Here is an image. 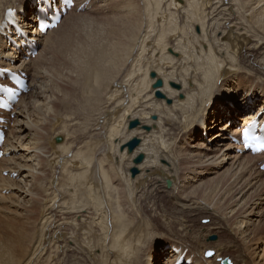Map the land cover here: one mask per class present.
Here are the masks:
<instances>
[{"label":"bare ground","instance_id":"obj_1","mask_svg":"<svg viewBox=\"0 0 264 264\" xmlns=\"http://www.w3.org/2000/svg\"><path fill=\"white\" fill-rule=\"evenodd\" d=\"M80 1L82 2L78 0L76 8L86 0ZM99 1L100 4H103V7L99 9L101 10L103 8L107 11V14L110 13L108 15H102L104 21H100L102 26L100 27L99 25L98 27L100 29L98 32L100 37L95 41L97 43L91 41L95 44L91 46L92 43H86L83 47H78L79 43L77 42L78 46L75 48L76 42L73 40V32L67 36L59 37V34L63 31L61 29L67 22L66 17L75 13L73 11L75 6L59 21V26L56 25L54 30L46 32L45 36L37 34L36 16L34 15V12L38 13L39 11L49 13L44 1L0 0V69L5 67L10 68L15 72L25 73L26 76L34 69L32 73L36 75V78L40 77L43 80V78L48 77L50 72L46 68L39 67L38 69L36 67L42 62L43 53H49V51H46L47 49H52L55 52V58H58V55L64 52L74 55L73 61L63 66L67 68V73L62 75V81L64 82V79L70 81V77L67 76L70 74L71 81L70 83L67 82L69 83L68 86L70 85L68 89L71 93H80L81 100H84L87 96L100 103L101 110L98 114L95 113L97 119L94 118L98 122L96 121L97 124L91 127V131L94 129L100 132V138L94 142V147H98L99 144L103 146L104 143V149L99 151L101 153L100 162H98L99 158L96 159L97 156H94L91 162L80 160L78 163H81L76 168L85 169L82 172L79 170L81 173L78 174H71L70 172L69 174L73 177L68 174L69 178L72 177L74 180L79 177L80 179L77 178L78 182L81 180L80 182L82 183L80 184V182L77 183L74 181L77 185L74 184V186L72 184V186H69L71 189L69 187L66 188V197H68V194L70 197H76L74 199L79 197V202L76 200L72 201L74 204L66 205L64 203L65 200L62 198L63 193L56 184L59 181L58 176L60 173L59 175H54L58 174L57 169L59 167L65 168L68 163L70 165L71 161L64 167V164L67 162L68 153H58L56 148H52L51 143H49V147L47 146L51 152H44V147L41 144L43 140L41 138L43 127H39V124L42 118H44L45 122L47 121L46 114L52 110V106L50 108L48 106L45 107V112H43V107L40 105L33 106L29 108L31 115H25L23 122L19 123L15 120L17 125L20 124L17 128L19 136L27 130L29 131L28 133L33 130L38 131L34 133L35 135L28 145L26 144L32 151L29 150L31 154L33 153L30 158H33L35 162L37 161V164L34 166L40 165V162L43 161L41 156L44 154L48 156L47 159H50L52 166L56 167L51 168L53 169L50 177L51 180L48 182V186L50 184L51 189H45L43 196L41 194V199L38 193H41L40 190L45 188L43 186L45 182L42 183L45 175L41 177L40 175L43 174L41 171H38L40 175H37V170L34 166V168L29 165L21 167L17 163L19 158L14 156L17 152H12L13 157H10L8 160L4 159V155L0 160V174L5 172V170L7 171L8 168L5 166L12 163V171L20 172L26 169L27 173L24 178L29 179L28 177H30V180L34 182H31L32 185L30 184L31 186L28 188L30 190L26 192L30 198L27 197L28 199L25 200L24 197H21L22 199L20 198L21 200L19 199L20 201H17L18 203L15 205L16 210L20 209L19 214L9 222L4 221L6 226L0 228V264H32L33 259L35 257L37 258V256L41 258L42 263L44 262L43 256L47 254L48 247L51 243L52 245L58 243V246L55 244L57 248H61V245H63L62 247L66 250L58 249L63 254H65L64 251H76L79 258L80 252L83 253L86 248L88 250L91 249V244L85 246V243L88 242H95L96 249L94 250L99 251V256H96L104 259L102 261L103 263H97V257L88 258L90 259L89 264H148L150 262L149 259L153 257L151 254H154L158 250V238L156 235H153V237H147L146 235H151V226L155 231L157 226L153 222L150 223V227L145 226L146 229L144 228L143 230L140 224V226H136L132 230L136 234L132 236L133 233L129 232V229L133 227L130 224L133 220H129L128 217L130 216H128V213L129 211H131L130 214L133 211L136 214L137 211L142 212V205L144 204H141L142 199L148 201L152 198V201H158L159 196L162 194L166 195L169 201L171 200L173 214L181 217V222H177L178 220H173V218L172 220L175 222L171 223L172 220L170 222L168 221L167 225L165 223L159 224V221H155L159 224L162 232L170 234L168 239L170 242L160 246L162 247L160 252L161 256H163L164 250L168 249L167 253H169V256L166 264H174L173 262L178 259V255L182 251L185 252V256L191 264H220V261L224 259H227L230 264H251V259L248 255V249L250 247H252V250L249 252L256 258V261H261L260 264H264V248L262 251L259 250L261 245L264 247V212H260V209H258V207L264 204H260V198L262 196L259 194L260 187L258 186L260 185L257 186V189L254 188L255 182L253 183L254 180L251 179L253 172L251 167L259 160H264L262 157L264 153L255 156H248L246 153L238 154L239 157L237 158L239 159H237L234 158L235 156L232 157L230 152V150L236 151V149H240L231 143L237 125L241 128L250 125L255 114L258 115V119L262 120L261 122L264 121V0ZM92 2L94 1L92 0ZM140 5H145L142 13V9H140L142 6L140 7ZM125 7L127 9L124 15ZM16 20L23 29L26 28L28 30L30 36H34L28 39V41L33 40L34 43L29 44L24 36L17 37V32L10 25V23ZM101 29L103 30L101 31ZM36 35L37 37H35ZM41 39L44 43V49L40 55H38L40 51L36 54V56L38 55L37 57L35 56L36 58L30 57V59L25 61L16 57L22 50V43L26 45H41L42 48ZM90 46L91 48L88 49ZM37 49L39 48L36 47L35 50ZM145 53H147V56H145ZM61 57L63 56L61 55ZM43 62L45 64V61ZM19 63L21 64L18 65ZM94 64H102L101 66L103 68H99V65L96 68ZM50 66L52 65L50 64ZM43 70L44 72L41 74L44 77L39 73ZM151 72L155 73L156 78H149V73ZM59 73H61V70H59ZM55 74L58 75L57 68L54 70V77ZM50 77L52 78V76ZM33 78L29 82L30 87ZM124 78L127 80H124ZM156 79L161 80V86L153 89L152 84ZM74 80L76 82L75 84L73 82ZM77 82L80 85H77ZM56 83L57 81L54 83L55 87ZM173 84H176L174 86L179 85L177 90L171 88ZM61 90L59 86L58 92H62ZM155 92L160 93L162 98H155ZM39 94H41V98L44 97L41 91H39ZM234 98L240 99L239 102L243 99L241 103H237L238 110H236ZM66 99V94H62L61 98L57 99V108H61L62 106V108H67L70 101H66ZM23 100L24 97L18 103L20 105L22 103L23 105ZM259 102L262 105H259ZM232 103L233 106H231ZM255 106L258 107L255 108ZM109 107L110 109L107 110ZM260 107L261 109H259ZM253 109H256L255 113ZM111 110L114 111L112 115L109 113ZM9 114L6 116H9ZM154 115L156 119L152 121L150 118ZM3 116L0 115L1 118H4ZM90 116L92 117V115ZM15 117H22L21 112L20 114L16 113ZM56 118L51 119L52 122ZM220 118H224L222 124L219 121ZM134 119H137L139 126L128 131L127 125ZM228 122L230 123L229 125H227ZM211 123L212 125L208 126ZM6 124L7 121L5 122ZM146 126H152V129L150 130L149 128V131L143 130V127ZM209 127L214 130L218 129V132L210 131L209 129V137L212 138L206 139L208 137ZM198 129L201 130L200 143L203 144V148L205 149L212 147L213 154L202 155L191 150L184 151L183 147L191 148L192 145L188 140L194 134L199 135ZM81 131L85 133L84 129H81ZM76 133L74 131L72 135ZM218 133L224 135L220 136ZM54 134L56 135L57 133ZM7 138L3 144L5 148L3 150L4 153L8 152V149L16 150L15 147L11 146L12 144L9 145L10 148H6V144L10 142L8 141L9 138ZM84 138L81 137V141ZM132 138H137L139 145L131 154H127L125 144ZM17 139L19 140V145L25 143L24 138L18 137ZM67 144L64 139L60 145L56 146L57 149H63ZM92 144L90 143V146ZM221 144L224 145L222 148H226V146L230 148L222 151L218 148ZM53 146L55 147V145ZM21 147V151L25 152V148L23 149V146ZM101 148H98V150ZM29 151L26 150V152ZM137 154H143L144 156L140 163L141 165H135V168L137 166V171L139 170V175L132 180L129 179L130 177H128L127 171L133 167L132 159ZM128 155L131 156L127 157ZM70 157V160H73L74 155ZM224 158H227V160H236V163L238 164L239 162V164L234 167L235 163L233 161L231 163L232 166L220 175L218 179L211 180L209 183L204 184L203 187H199L211 200L212 198L214 199L213 196H215L218 190L227 193L228 198L225 200L229 203L225 206L220 204L214 205L222 212L221 214L211 210L213 207L209 209L205 207L204 202L201 203L195 199L190 200L179 197L181 198L180 202L182 205L175 203L174 198L178 196L174 192L178 187L182 167H184L187 173L189 172V175L198 172L196 168L201 169L200 176L203 173L206 175L210 170H216L220 165L225 164ZM243 158L246 160H243ZM24 159L26 160V158ZM49 162H46V164L48 165ZM87 163L90 165L93 164V169H89L88 171ZM2 165L4 168L1 167ZM191 168H193V171ZM105 169L108 171L107 176H104L103 173ZM63 170L61 171L62 173L65 171ZM30 171L34 174H31ZM118 171H122L125 180L121 179ZM256 173L257 177L264 175V172L257 171ZM61 175L60 179L63 177ZM200 176H190L189 178H192L189 183L192 179H197ZM66 181L64 182L69 184L73 180ZM166 181H170L171 191L169 193L164 192V188H167ZM10 182L0 175L1 185L5 183L4 188ZM38 183L39 186L36 187ZM26 186L24 185V187ZM42 186L43 188H41ZM182 187L185 188L184 186ZM4 188H0V191ZM64 188L62 187L63 190ZM23 189L25 190V188ZM183 191L185 190L183 189ZM197 191V188L195 190L192 189V192L190 191L188 194L195 196ZM249 192L250 195L245 199L244 197ZM81 193L84 195L82 194V196ZM256 196V202L253 203ZM0 198L3 199L1 196ZM202 198L208 201V203L211 201L207 197ZM4 199L1 201H4ZM67 199L72 200V198ZM34 203L37 206L41 203L39 206L41 209H39L43 211L40 213V222H36L38 224L37 227L33 225L35 223L32 221V225L27 222L28 215L35 213L36 206L34 207ZM43 205H45L44 209ZM158 205L161 207V204ZM149 211H152V209L149 208ZM165 214L162 217L166 216ZM135 215L133 218H135ZM153 215L155 216V214ZM200 215H204L203 218L209 219L210 222L202 240L199 239L198 229L203 227L199 225L197 229H194L193 223L197 219L196 217ZM67 216H69L68 219L70 220H66ZM77 217H79V221L76 222ZM136 217H138V214ZM251 218H257L258 220V224L253 229L251 228L253 226L251 224ZM239 219L241 220L238 223L235 222L237 223L236 227L231 229L232 226H229V221H238ZM148 221L144 222L149 226ZM174 225L179 227V230L176 232L172 231L175 228ZM242 225H244L243 229ZM32 226L34 227L32 228ZM65 226H68L70 233L67 231L68 229L66 231L69 236L64 235L66 232L64 234L62 233V227ZM191 227L193 230H191ZM185 228L189 229L186 233H182L180 230L185 231ZM127 231L132 233V237L131 239L129 237V241L125 239L126 241L124 240L123 242L122 239L127 237L120 238ZM211 231H215L221 237L219 236L216 242L206 244L208 243V241L205 243L206 238L213 235ZM83 234H88V236L86 235V238L78 241L81 238L77 240V236L81 237ZM257 250L262 252L261 255L259 251L257 253ZM207 251H212L214 256L205 258L204 253ZM82 253L81 255L83 256L84 254ZM124 254L130 257L123 258L122 255ZM93 255L95 256V254ZM47 258L49 257L47 256ZM57 258L59 259V257ZM57 258L54 262L56 264H63V261H59ZM88 259L87 261H89ZM94 259L97 262H94ZM34 262L37 263L38 261L36 262L34 259ZM154 262L152 261L149 264H154Z\"/></svg>","mask_w":264,"mask_h":264},{"label":"rangeland","instance_id":"obj_2","mask_svg":"<svg viewBox=\"0 0 264 264\" xmlns=\"http://www.w3.org/2000/svg\"><path fill=\"white\" fill-rule=\"evenodd\" d=\"M94 2H92V0H86L83 4H81V5H79V7H77V9L75 8V9H73V11H75V13H72V14H70V15H68L66 18H67V22L64 24V26H63V28L61 29V30H63L62 31V33H60L59 34V37L60 36H67L68 34H70V33H74V35H73V40L76 42L75 43V48H77V42L79 43V46L78 47H83L84 46V44H86V43H89V44H91V46L92 45H94L95 43H97V42H95V41H97V39L100 37L99 35H98V32H99V25H100V27L102 26V24H101V22L100 21H104V19H102L103 18V16L104 15H106L107 14V11L105 10V9H99V8H101V7H103V4H100L99 2V0H93ZM136 2H138L139 0H135ZM79 2H82V1H80L79 0ZM139 2H141V1H139ZM77 3H78V0L76 1V5H77ZM174 4H176L175 2H174ZM89 5V6H88ZM101 5V6H100ZM178 5V4H177ZM88 6V7H87ZM142 5H140V7H141ZM143 7H145V5H143L140 9H142L141 10V13L144 11L143 9ZM94 8V9H93ZM98 8V9H97ZM126 9H127V7H125V9H124V15H125V13H126ZM96 11V12H95ZM106 11V12H105ZM1 12V11H0ZM90 12V13H89ZM83 13V14H82ZM93 13V14H92ZM110 13V12H109ZM108 13V14H109ZM107 14V15H108ZM114 14V13H113ZM113 14H111V15H113ZM82 15V16H81ZM103 15V16H102ZM71 17H72V19H71ZM98 17H99V19H98ZM71 19V20H70ZM69 20V21H68ZM59 26V25H58ZM70 28H71V30H70ZM198 29V28H197ZM103 29H101V31H102ZM194 30H195V28H194ZM30 31V30H29ZM198 31H199V29H198ZM65 33V34H64ZM64 34V35H63ZM197 35V34H196ZM46 36V35H45ZM44 36V37H45ZM44 37H42V38H44ZM58 37V38H59ZM91 41H93V42H95L94 44H93V42H91ZM41 43H42V48H41V45H39V51H40V53L38 54V55H40L41 54V51L44 49V43H43V41H42V39H41ZM91 46L88 48V49H90L91 48ZM46 51H49V53H46L45 54V52L43 53V60H42V62L43 61H45V64H44V62H43V64H39V66L38 67H36V68H38L39 69V67H42V68H46V70L48 71V72H50V74L48 75V77H50V76H52V78L50 79V78H43V80H42V78L40 79V77L38 78H36V75H34V73H32V72H34V69H33V71H31V72H29L30 74L29 75H27V77H28V80H29V82L31 81V78H33L32 79V84H31V87H30V90H29V93H27L26 95H24V96H22V97H24V100H23V105H22V103H21V105L18 103V105L16 106V108L14 109V111H13V113H12V115H9V116H7V121H8V124H7V126H6V138H7V136H8V138H9V140L8 141H10V142H8L7 144H6V148H10L9 147V145L10 144H12L11 146H13V147H15V149L16 150H9L8 149V152H6V153H4V155H5V157H6V159L5 160H8V159H10V157H13V155H12V152H17L14 156L16 157V158H19V160H17V163L18 164H20V166L21 167H25L26 165H29L30 167L32 166V168H34L35 166L34 165H36L37 163V161L35 162V160L33 159V158H30L31 157V155H33V153L31 154V150L29 149V146H27L28 145V143L31 141V139L34 137V133H37L38 131L37 130H33V131H31L30 133H28L29 131L27 130V131H25L23 134H20V136H19V133H17V131H18V127H19V125H17L16 124V122H19V123H21V122H23V118L25 117V115H31V112H30V109L29 108H31V107H33V106H36V105H40L41 107H43V112H45V107H51L52 106V110L51 111H48V113L46 114L47 115V121L45 122L44 121V118H42L41 119V123L39 124V127H43V132L41 133V138L43 139L42 140V146L44 147V152L46 151V152H48V153H50L51 152V150L48 148L49 147V143H51V145H52V148H56V150H57V152L59 153L60 152V154H63L64 152H67L68 153V157H67V162L64 164V167H65V165L68 163V162H70L71 161V163H70V165H72L71 167H69L70 165H69V163H68V165H66V169L65 168H58L57 170H58V174H53L54 176H56V175H59V173H60V175L61 174H63V175H61V176H63V177H61V179H60V175L58 176V178H59V181L56 183L57 185H58V188H60L61 189V192L63 193V195H62V198H63V200H65V202L64 203H66V205H72V204H74V202L72 203V201H78L79 202V197H77V199H74V198H76V197H70L69 196V194H68V197H66L67 195H66V188H68L70 185L72 186V184L74 185L75 184V182L74 181H76L77 183H79L81 180H79V182H78V179H80L79 177H77V178H75L76 180H74V179H72V175L71 174H78V173H81L82 172V170L83 169H85V168H79V169H77L78 168V165L81 163H78L80 160H82V161H88V162H91L92 161V158L94 157V156H97L96 157V159H98L99 158V161L98 162H100V158H101V153L99 152L100 150H103L104 149V143H103V146H102V144L100 145H98V147H94L93 145L95 144L94 142L95 141H97V140H99V138H100V132H97V131H95L94 129H92V131H91V127L93 126V125H96L97 123H96V119H97V115L96 114H98L99 113V111L101 110V107L99 106L100 105V103L98 102V101H94L92 98L90 99V98H88L87 96V98L85 97L84 98V100L82 99H80V93H71L70 91H69V89H68V87L70 86H68V84L70 83V81H71V75L70 74H68L67 76L68 77H70V81H68L67 79H64V82L66 83H64L63 81H62V75H64V74H66L67 73V68H65V67H63V66H65V65H68V64H70L72 61H73V57H75L74 55H72V54H68V52H64L63 54H61L63 57H61V55H58L59 57L58 58H55L54 57V54H55V52L52 50V49H47ZM63 52V51H62ZM67 53V54H66ZM146 55L145 56H147V53H145ZM37 55V56H38ZM36 56V57H37ZM44 56H46L45 58H44ZM35 57V58H36ZM77 57H78V55H77ZM34 60V59H33ZM21 63H19L18 65H20ZM50 64L52 65V66H50ZM28 65V64H27ZM99 64H94V66L96 67V68H98L97 66H98ZM102 65V64H101ZM101 65H99V68H103ZM33 67V66H32ZM24 68V67H23ZM55 68H57V72H58V75H56L55 74V77L53 76L54 75V70H55ZM59 70H61V73H59ZM100 71V70H99ZM42 72H44V70L43 71H40L39 73L41 74ZM38 73V74H39ZM33 76V77H32ZM41 76H43V74H41ZM44 77V76H43ZM53 79V80H52ZM124 80H127V79H125L124 78ZM42 81V82H41ZM55 81H57V83H56V87L54 86V83H55ZM69 83H68V82ZM74 82V84L76 83L75 82V80L73 81ZM60 86V88L62 89L61 91L62 92H58V90H59V86ZM77 85H80L78 82H77ZM173 85H176V84H173ZM179 86V85H178ZM56 88H57V90H56ZM39 91H41L42 92V94H43V96L44 97H40L41 96V94H39ZM159 91V90H158ZM160 92V91H159ZM66 94V101L67 100H69L70 101V104L68 105V109L67 108H57V106H58V102H57V99H60L61 98V95L62 94ZM161 93V92H160ZM179 96H181V95H179ZM47 98V99H46ZM44 99H46L45 101H44ZM90 99V100H89ZM86 100H88V101H86ZM234 100H235V104H236V110H238V107H237V103L239 104V103H241L242 101H243V99L241 100V102H239V100L240 99H237V98H234ZM82 101V102H81ZM170 101V100H169ZM87 102H88V104H87ZM171 102V101H170ZM73 105H72V104ZM77 103H78V105H77ZM85 103V104H84ZM91 105H90V104ZM94 103H95V105H94ZM99 103V104H98ZM43 104H44V106H43ZM83 106H82V105ZM259 105H262V103H258ZM86 105V106H85ZM88 106V107H87ZM91 106H93V107H91ZM231 106H233V103L231 104ZM230 106V107H231ZM91 107V108H90ZM98 107V108H97ZM99 107H100V109H99ZM72 108V109H71ZM86 108V109H85ZM89 108V109H88ZM87 109H88V111H87ZM99 109V110H98ZM110 109V107L109 108H107V110H109ZM259 109H261V107L259 108ZM73 112H72V111ZM93 111V112H92ZM20 112H21V116L22 117H20V118H17V117H15L16 116V113H19L20 114ZM30 112V113H29ZM76 112V113H75ZM87 112H89V113H87ZM114 111L113 110H111V111H109V113L112 115V113H113ZM23 113V114H22ZM78 113V114H77ZM96 113V114H95ZM95 114V115H94ZM72 115V116H71ZM84 115V116H83ZM90 115H92V117L90 116ZM71 116V117H70ZM76 116V117H75ZM80 116H82V117H80ZM90 116V117H89ZM155 116V115H154ZM57 117V118H56ZM54 118H56L55 120H57V121H53L52 122V120L51 119H54ZM85 118V119H84ZM93 118V119H92ZM94 118H96L95 120H94ZM77 119V120H76ZM86 119H87V121H88V123H87V121H86ZM120 119V118H119ZM118 119V120H119ZM15 120H16V122H15ZM92 120H93V122L95 123H93L92 122ZM134 120H137V119H134ZM82 121V122H81ZM79 122V123H78ZM84 122V123H83ZM86 122V123H85ZM98 122V121H97ZM80 123H81V126H80ZM84 125H83V124ZM54 124V125H53ZM92 124V125H91ZM212 125V123L211 124H208V126H211ZM17 126V127H16ZM55 127V128H54ZM88 129H87V128ZM147 127V126H146ZM80 128V129H79ZM150 128V130L152 129V126L151 127H149ZM218 128V127H217ZM216 128V129H217ZM62 129V130H61ZM81 129H84V132L85 133H87L86 135H85V133H83V131H81ZM89 129H90V131H91V133H89L90 131H89ZM209 129H210V131H214V132H218V129L217 130H214V129H211L210 127L208 128V137L207 138H209V139H211L212 137H209L210 135H209ZM77 130H80V131H77ZM199 130V135L197 136V135H192V137L188 140V142L192 145L191 146V148H188V147H183V146H181V147H183V149H184V151L185 150H191L192 152H197V153H201L202 155L203 154H213L214 152L212 151V147L210 148V149H205V148H203V144L202 143H200V139H201V130L200 129H198ZM77 132L76 134H74V135H72V133L73 132ZM94 131V132H93ZM103 131H104V129H103ZM54 133H57L56 135L54 134ZM79 133V134H78ZM54 134V135H53ZM64 134V135H63ZM91 134V135H90ZM99 134V135H98ZM219 134V133H218ZM77 135V136H76ZM79 135V136H78ZM220 136L221 135H224V134H219ZM75 138H74V137ZM84 136H85V138H84ZM89 136V137H88ZM20 138V137H22V138H24V140H25V143H23V144H21V145H19L18 144V142H19V140L17 139V138ZM57 137H60L61 139H62V141L65 139V142L66 143H68L67 145H66V147L65 148H58L59 149V151H58V149H57V146L58 145H60V144H55V142H54V139L55 138H57ZM67 139H66V138ZM79 137V138H78ZM81 137H83L84 139H82V141H81ZM7 138V139H8ZM92 138V139H91ZM98 138V139H97ZM75 139V140H74ZM78 139H80V140H78ZM68 142H67V141ZM51 141V142H50ZM90 143H93L92 144V146H90ZM27 144V145H26ZM53 145H55V147L53 146ZM57 145V146H56ZM21 146H23V149L25 148L26 149V147H27V151H29L30 152V154H29V152H26V150L24 149V151L25 152H23V151H21V149H22V147ZM48 146V147H47ZM102 148H101V147ZM17 147V148H16ZM222 147H224V145L223 144H221L218 148L220 149V150H222V151H224L225 149H227V148H230L229 146H226V148H222ZM98 148H101V149H99L98 150ZM66 149V150H65ZM4 150H5V148H4ZM65 150V151H64ZM182 150V149H181ZM205 150V151H204ZM125 151H126V148H125ZM183 151V150H182ZM56 152V154H58ZM62 152V153H61ZM230 152H231V156L232 157H234V158H237V157H239V155H238V153L234 150V151H231L230 150ZM70 153V154H69ZM26 155V157H24ZM41 155H42V153H41ZM71 155H74V157H73V160H70L71 159ZM143 155V154H142ZM129 156H131V155H128L127 157H129ZM144 156V155H143ZM42 157V160L44 161H42V162H40V165L39 166H36L35 167V169L37 170V175H40V173H38V171H41L43 174H41L40 176L42 177V175L44 176L45 175V178H43V179H45V180H43L42 179V183L43 182H45V183H43V186L45 187V188H43V186L41 187V188H43V190H40L41 191V193H38L39 194V197H41V194H42V196H43V193L45 192V189H51V187H50V184H49V186H48V182H49V180H51L50 179V177H51V174H52V170L53 169H51V168H55L56 166H52V162L50 161V159H47L48 158V156H46V155H42L41 156ZM246 157V156H245ZM263 157V159H264V156H262ZM23 158V159H22ZM24 158H26V160L24 159ZM75 158V159H74ZM240 158H242V157H240ZM27 159H28V161H30L29 163H28V161H27ZM46 159V160H45ZM233 159V158H232ZM237 159H239V158H237ZM50 162H49V161ZM203 160H205V159H203ZM243 160H246L245 158H243ZM73 161V162H72ZM75 161V162H74ZM234 161V163H235V165H234V167H236L238 164H239V162H238V164L236 163V160H227V158L225 159L224 158V162H225V164L223 163L222 165H220L218 168H216V170H214V169H212V168H210V169H212V170H210V172L209 173H207L206 175H205V173H203V175H201L200 176V171H201V169H199V168H196V170H198V172H194V173H192L191 175H189V172L187 173L185 170H184V167H182V170L180 171L181 172V174H180V179H179V183H178V187H177V190H175V192H174V194L176 193V195L178 196V197H175L174 198V200H175V203H179V204H181V202H180V199L181 198H179V197H184L185 199H195L196 201H198V202H204V205H205V207H207V208H209V209H211L212 207V209L211 210H214V211H216V212H219L220 214L222 213L218 208H217V206H214L215 204H220V205H222V206H225L227 203H229V202H227L225 199L226 198H228V195H227V193H225V191H223V192H221L220 190H218V191H216V193H215V196H213L214 197V199L212 198V200L209 198V196H207L206 194H204L203 193V190L202 189H200L201 187H203L204 186V184H206L207 182L209 183L211 180H216V179H218V177L220 176V175H222L224 172H226V170L229 168V167H231L232 165H231V163ZM262 161V160H261ZM261 161L259 160L258 162H256L255 164H254V166H252L251 168V170L253 171L252 172V176H251V179H253L254 181H253V183L255 182V186H254V188H256L257 189V186L258 185H260V186H258V187H260V192H259V194H261L262 196H261V203L260 204H264V175L263 176H258L257 177V171H259L258 170V168H259V164L261 163ZM27 162V163H26ZM46 162H49L48 163V165L46 164ZM228 162V164L226 165V163ZM233 163V164H234ZM32 164V165H31ZM42 164V165H41ZM44 164V165H43ZM51 164V165H50ZM53 164H54V162H53ZM96 165H97V163H95ZM46 165V166H45ZM141 165V164H140ZM208 165V164H207ZM251 165H252V163H251ZM13 167V164L12 163H10V164H8V166H5V167H7L8 168V170L6 171L5 170V172H3L2 174H0L1 175V177L2 178H4V179H7V180H9V181H11V182H13V183H7L8 185H9V187H8V185L6 184V187L4 188V184H2L1 185V183H0V188H4L2 191H0V196L1 197H3V199H4V201H1V200H3V199H1L0 200V228H4L6 225H5V222H9L13 217H15V216H17L18 214H19V211H20V209H17L16 210V203H18L23 197H24V199L25 200H27L28 198H30L27 194L28 193H26L27 192V190H30V189H28L31 185H32V183H34L32 180H30V177H28L29 179H25L24 178V176H26V173H27V170L25 169V170H22V171H20V172H16V171H12L11 169H12V167ZM34 166V167H33ZM112 166V165H111ZM2 168H4V166L2 165L1 166ZM9 167H11V168H9ZM50 167V168H49ZM69 167V168H68ZM76 169H74V168ZM77 167V168H76ZM93 164H88L87 163V170L89 171V169H93ZM49 168V169H48ZM69 169V171H68V169ZM104 168V167H103ZM112 168L113 169H115V167L114 166H112ZM136 168H137V166H136ZM65 171H64V170ZM193 168H191V170H192ZM48 172H47V171ZM60 170V171H59ZM64 171L63 173L61 172V171ZM66 170H67V172H66ZM72 170H73V172H72ZM79 170H81V172L79 171ZM86 170V171H87ZM26 171V172H25ZM46 173H45V172ZM193 171V170H192ZM215 172L214 174H212L213 172ZM50 172V173H49ZM66 172V173H65ZM71 172V174H69ZM119 172V174H120V177H121V179L122 180H125V177H124V175L122 174V171H118ZM128 172V177H130L129 176V170L127 171ZM183 172V173H182ZM30 173L31 174H34V173H32L31 171H30ZM49 173V174H48ZM88 173V172H87ZM104 173V176H107L108 175V171L105 169V171L103 172ZM10 174H12V175H10ZM68 174H69V176H72V177H70L69 178V176H68ZM36 175V174H35ZM50 175V176H49ZM67 175V176H66ZM139 175V170H138V174L136 175V177ZM193 175H196V176H200V177H197V179L195 178V179H192V181L189 183V181L191 180V178H189L190 176H193ZM29 176V175H28ZM46 176H48V177H46ZM135 177V178H136ZM217 177V178H216ZM49 178V179H48ZM134 178V179H135ZM189 178V179H188ZM62 179H66V180H68V181H71V180H73L72 181V183L70 182L69 184L67 183H65V182H67L66 180H62ZM71 179V180H70ZM127 179V178H126ZM130 179V178H129ZM21 180V181H20ZM62 180V181H61ZM133 180V179H132ZM65 181V182H64ZM18 182H21V183H19L18 184ZM23 182V183H22ZM29 182V183H28ZM32 182V183H31ZM63 182V183H62ZM193 182V183H192ZM47 183V184H46ZM82 182H80V184H81ZM192 183V184H191ZM201 183V184H200ZM12 184V185H11ZM16 184H18L17 186H16ZM28 184H29V186H28ZM31 184V185H30ZM85 184V183H84ZM180 184V185H179ZM14 185V186H13ZM24 185H27L26 187H24ZM64 185V186H63ZM75 185H77V184H75ZM74 185V186H75ZM202 185V186H201ZM3 186V187H2ZM39 186V183H38V185L36 186V187H38ZM179 186H180V188H179ZM182 186H184L185 188H183ZM240 186V185H239ZM238 186V187H239ZM12 187H14V188H12ZM36 187H35V191H36ZM62 187L64 188V190L62 189ZM188 187H189V189H188ZM194 187V188H193ZM198 189V191H197V193H196V195L195 196H191V195H189L188 194V192L190 193V191L192 192V189H196V188ZM200 187V188H199ZM7 188V189H6ZM16 188V189H15ZM23 189V188H25V190L23 189V190H21V189ZM27 188V189H26ZM187 188V189H186ZM192 188V189H191ZM236 188H237V186H236ZM19 189V190H18ZM48 189V190H49ZM69 189H71L70 187H69ZM183 189L185 190V191H183ZM63 190V191H62ZM187 190V191H186ZM255 190V189H254ZM17 191V192H16ZM23 191V192H22ZM39 191V192H40ZM169 191H171L170 190V188L169 189H165L164 188V192L165 193H169ZM207 192H208V190H206ZM220 191V192H219ZM19 192V193H18ZM82 192H84V191H82ZM98 192H100V191H98ZM179 192V193H178ZM181 192V193H180ZM25 193H26V195H25ZM65 193V194H64ZM61 194V193H60ZM83 193H81V195H82ZM201 194V195H200ZM204 194V195H203ZM15 195V196H14ZM18 195V196H17ZM21 195H25V196H21ZM66 195V196H65ZM79 195V194H78ZM80 195V196H81ZM84 195V194H83ZM82 195V196H83ZM186 197H185V196ZM189 195V196H188ZM250 195V192L249 193H247L246 194V196L244 197L245 199H247V197ZM76 196V195H75ZM207 197L208 199H209V201L211 202V204H210V202L208 203V201H206V200H204L202 197ZM22 197V198H21ZM28 197V198H27ZM190 197H192V198H190ZM198 197V198H197ZM21 198V199H20ZM61 198V199H62ZM67 198H72V200L71 199H67ZM222 198V200H220ZM20 199V200H19ZM39 199V198H38ZM41 199H42V197H41ZM159 200L157 201V200H154V201H152L153 199L151 198L150 200H148V201H145V199H142L141 200V204L142 203H144L142 206V212L141 211H137V214H138V217H136V212L134 213V211L130 214V212L131 211H129V213H128V216H130V217H128L129 218V220L130 219H132L133 221V223L131 222L130 224H131V227H132V225H133V227L131 228V229H129V232H132V233H129L128 231L120 238V239H122V238H124V237H127V238H124V239H122L123 240V242H124V240L126 239V240H128L129 241V237H130V239H131V237L132 236H134V232L132 231V230H134L135 228H136V226H140V224H141V227L143 228V230H144V228L146 229V227H150V223H153L155 226H157V229H156V231L154 230V229H152L153 227L151 226L150 227V229H151V235L150 234H147L146 236L147 237H153V235H156V237L158 238V241H157V244H158V246H157V251L154 253V254H151V256H153V257H151L150 259H149V263H151L152 261L154 262V257H155V262H154V264L155 263H157V264H159L160 263V261H161V263L160 264H164L165 263V260H166V257H167V255H165V257H163V259L161 260V255H160V252H161V249H162V247H160L162 244H167V243H169L170 241L168 240L169 239V233H164V232H162L161 231V229H160V227H159V224L160 223H165L166 225L168 224V221L170 222L173 218V220H178L177 222H181V220H180V218L181 217H179L178 215H175V214H173L174 212H173V210H172V205H171V200L169 201L168 200V197L166 196V195H164V194H162V195H160L159 196V198H158ZM255 199H257V196L254 198V202L253 203H255L256 202V200ZM67 200V201H66ZM71 200V201H70ZM225 200V201H224ZM18 201V202H17ZM62 201V200H61ZM60 201V202H61ZM70 201V202H69ZM145 201V202H144ZM149 201H151V202H149ZM161 201V202H160ZM242 201V200H241ZM62 202V204H64ZM69 202V203H68ZM154 202H155V204H154ZM150 203H152L153 204V206H151L152 204H150ZM41 204V203H40ZM40 204H39V206H40ZM148 204H149V206H148ZM158 204H161V207L158 205ZM60 205H61V203H60ZM182 205V204H181ZM210 205V206H209ZM36 206V207H35ZM39 206H37L35 203H34V207H35V213L32 215V213H31V215L33 216H31V215H28V220H27V222L28 223H30L31 225L33 224V223H35V224H33L34 226H36L37 227V223H39L40 222V219H41V214L40 213H42L43 211L42 210H40L41 209V207H39ZM44 206L45 205H43V209H44ZM163 206V207H162ZM145 207V208H144ZM152 207V208H151ZM158 207V208H157ZM160 207V208H159ZM40 208V209H39ZM149 208L150 209H152V211H149ZM163 208V209H162ZM171 208V209H170ZM8 209H9V211H8ZM135 209V208H134ZM157 209V210H156ZM162 209V210H161ZM258 209H260V212H264V205H261L260 207H258ZM257 209V210H258ZM40 210V211H39ZM164 210V211H163ZM167 210H168V212H167ZM126 211V210H125ZM136 211V210H135ZM158 211V212H157ZM163 213H161V212ZM144 213V214H142L141 215V213ZM147 212V213H146ZM150 213V214H149ZM156 213H157V215H156ZM166 213V214H165ZM167 213H168V216L170 215V217H168L167 216ZM136 214V215H135ZM153 214H155V216H156V218H155V216L153 215ZM166 215V216H163L162 217V215ZM173 214V215H172ZM134 215H135V218H133L134 217ZM150 215H152V217H150ZM242 215V214H241ZM31 216V217H30ZM150 217L149 218V221L150 220H152V221H148V218L146 219V217ZM154 216V217H153ZM172 216V217H171ZM176 218H175V217ZM30 217V218H29ZM38 217H39V219H38ZM64 217V216H63ZM62 217V218H63ZM142 218V219H140V218ZM159 217V218H158ZM161 217V218H160ZM164 217H166V218H164ZM204 217V215H200V216H197L196 218L197 219H193L194 221H193V223H194V229L196 228L197 229V227L200 225V226H202L203 228H199L198 229V234H199V239L200 240H202V238H203V235L206 233V228H207V226H209V219H205V218H203ZM67 219L66 220H70V219H68L69 218V216H67L66 217ZM145 218V219H144ZM151 218H153V219H156V220H153V219H151ZM165 220H164V219ZM169 218H170V220H169ZM178 218V219H177ZM29 219H30V222H29ZM38 221H37V220ZM137 219H139V220H137ZM163 220V221H161V220ZM252 220V223L251 224H253V226L251 227L252 229H253V227L254 226H256L257 224H258V220H257V218H251ZM147 222L148 221V223H149V226L147 225V224H145V222ZM167 220V221H166ZM172 220V222L171 223H174L175 221H173ZM241 219H239L238 221L236 220V221H233V220H230L229 221V226L231 227V229H234L235 227H236V224L240 221ZM257 220V221H256ZM5 221V222H4ZM33 223H32V222ZM77 221H79V217H77L76 218V222ZM155 221H159L158 223L157 222H155ZM4 222V223H3ZM37 222V223H36ZM63 222V221H62ZM66 222H68V221H66ZM130 222V221H129ZM235 222H237V223H235ZM256 222V223H255ZM3 223V224H2ZM57 223V222H56ZM65 223V222H64ZM64 223H63V225H64ZM145 225H144V224ZM231 223H233L232 225H231ZM143 225V226H142ZM34 226H32V228L34 227ZM146 226V227H145ZM175 226V225H174ZM238 226H240L239 224H238ZM243 227H244V225H242V229H243ZM31 227H30V229H32ZM63 228V234H64V232H66L64 235L65 236H69V234H68V232H69V229H68V226H65V227H62ZM128 228H130V227H128ZM179 227L178 226H175V228L172 230L173 232H176L177 230H179L178 229ZM204 228H205V230H204ZM68 229V230H67ZM148 229V228H147ZM188 229L189 228H185V231H183V230H180L182 233H186L187 231H188ZM200 229H201V232H200ZM68 232H67V231ZM128 230V229H127ZM191 230H193V228L191 227ZM203 231V232H202ZM200 232V233H199ZM213 232V233H212ZM70 233V232H69ZM130 235H129V234ZM153 233V234H152ZM126 234H128L127 236H126ZM131 234H132V236H131ZM202 234V235H201ZM211 234H213L212 236H214V235H216V236H214L215 237V241L214 242H216L218 239L217 238H219V236L221 237V235H219V234H217L215 231H211ZM86 235L88 236V234H83L81 237L80 236H77V240L79 239V238H81V239H79L78 241H80V240H83V238H86ZM136 235V234H135ZM150 235V236H149ZM161 235V236H160ZM163 235H166V236H163ZM136 238V237H135ZM119 239V241L120 242H122V240H120ZM208 238H206V240H205V243L208 241L207 240ZM125 240V241H126ZM203 241H204V239H203ZM93 242H94V240H93ZM122 242V243H123ZM209 242L210 241H208V243H206V244H209ZM121 243V244H122ZM211 243H213V242H211ZM57 246H58V243H55ZM55 244H53L52 245V243H51V245L48 247V251H47V254H45L44 256H43V261L44 262H42L41 263V258L39 257V256H37V258L35 257L34 259H35V261L37 262V263H35L34 262V259H33V262H32V264H48V261H49V264H56L54 261H55V259L57 258V257H59V259L57 258V260H59V261H63V264H89L90 263V259H88V258H96L97 256H99V251L98 250H94V249H96V245H95V242L94 243H92V242H88V243H85V246H89L90 244V248L91 249H89L88 250V248H86L85 250H84V252L82 253V252H80L79 253V258H78V253L76 252V251H71V252H67V251H64L65 252V254H63V253H61L60 252V250L62 249V250H66V249H64V247H62L63 245H61V248H57V247H55L56 245ZM94 244V245H93ZM94 246V247H93ZM55 247V248H54ZM49 248H51V249H49ZM65 248H67V247H65ZM200 248V247H199ZM198 248V249H199ZM262 248V249H261ZM263 245H261V247H259V250H263ZM57 249V250H56ZM58 249H60L59 251H58ZM93 249V250H92ZM250 250H252V247H250L249 249H248V255H249V258L251 259L250 260V263L251 264H260L261 263V261L260 262H257L256 261V258L249 252ZM259 250H257V253H258V251ZM49 251H51V252H49ZM56 251V252H55ZM58 251V252H57ZM86 251V252H85ZM91 251V252H90ZM261 251H259V254L261 255ZM55 252V253H54ZM60 252V253H59ZM50 253V254H49ZM75 253V254H74ZM81 253L82 254H84L83 256L81 255ZM89 253V254H88ZM51 254H53L52 256H51ZM62 254H63V256H62ZM67 254V255H66ZM69 254V255H68ZM71 254V255H70ZM88 256H87V255ZM93 254H95V256L93 255ZM56 255V256H55ZM73 255H75L74 257H75V259H73L74 257H73ZM97 255V256H96ZM47 256L51 259V261H50V259L49 258H47ZM53 256H54V258H53ZM73 258H72V257ZM84 257V258H82V257ZM87 256V257H86ZM46 259H45V258ZM62 257V258H61ZM64 257V258H63ZM66 257V258H65ZM122 257L124 258V257H127V258H129L130 256H128V255H126V254H124V255H122ZM252 257V258H251ZM53 258V259H52ZM61 258V259H60ZM68 258V259H67ZM46 260V262H45V260ZM63 259V260H62ZM73 259V260H72ZM87 259L89 260V261H87ZM96 259H97V261H96ZM96 259H94V262H97V263H103L102 261L104 260L103 258L102 259H100L99 257H97ZM56 260V261H57ZM66 260V262L64 263V261ZM86 260V261H85ZM40 261V262H39ZM59 261H57V262H59ZM70 261H71V263H70ZM133 261H134V259H133ZM68 262V263H67ZM89 262V263H88ZM148 263V264H149Z\"/></svg>","mask_w":264,"mask_h":264},{"label":"water","instance_id":"obj_3","mask_svg":"<svg viewBox=\"0 0 264 264\" xmlns=\"http://www.w3.org/2000/svg\"><path fill=\"white\" fill-rule=\"evenodd\" d=\"M149 78L150 79H154L156 78L155 77V73L154 72H151L149 73ZM161 86V80L160 79H156V81H154V83L152 84V88L153 89H157ZM171 88L173 89H178V86H174V85H171ZM155 98H162V95L158 92H155L154 94ZM181 98V97H179ZM169 103V102H167ZM152 121H154L156 119L155 116H152L150 118ZM139 126V122L137 120H133L132 122H129L128 125H127V130H133L134 128L138 127ZM143 130L145 131H149V127H143ZM54 142L55 144H59L62 142V139L57 137L54 139ZM139 145V140L137 138H132L130 139L126 144H125V148H126V153L127 154H131ZM143 160V155L142 154H137L133 159H132V164H133V167L131 169H129V176H130V179H133L136 177V175L138 174V171L137 169L135 168V165H138L142 162ZM166 187L169 189L170 188V181H166ZM208 241L210 242H214L216 239L214 236H211V237H208L207 239ZM209 252V251H207ZM204 253V257L205 258H209L206 256V253ZM212 252V251H211ZM220 264H230V262L227 260V259H224L222 261H220Z\"/></svg>","mask_w":264,"mask_h":264},{"label":"snow or ice","instance_id":"obj_4","mask_svg":"<svg viewBox=\"0 0 264 264\" xmlns=\"http://www.w3.org/2000/svg\"><path fill=\"white\" fill-rule=\"evenodd\" d=\"M244 139H245L246 142L249 141V135H248V132H247V131L244 133ZM257 147H258L260 150H264V141H260V142H258V143H257ZM206 256L209 257V258H211V257L214 256V253L211 252V251H209V252L206 253Z\"/></svg>","mask_w":264,"mask_h":264}]
</instances>
